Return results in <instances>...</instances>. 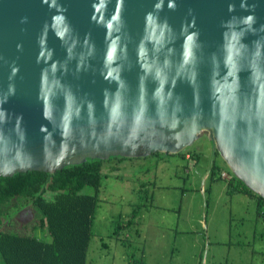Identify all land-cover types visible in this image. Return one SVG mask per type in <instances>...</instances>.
I'll return each mask as SVG.
<instances>
[{
	"label": "water",
	"instance_id": "water-1",
	"mask_svg": "<svg viewBox=\"0 0 264 264\" xmlns=\"http://www.w3.org/2000/svg\"><path fill=\"white\" fill-rule=\"evenodd\" d=\"M203 137L264 200V0H0V177Z\"/></svg>",
	"mask_w": 264,
	"mask_h": 264
},
{
	"label": "rangeland",
	"instance_id": "rangeland-1",
	"mask_svg": "<svg viewBox=\"0 0 264 264\" xmlns=\"http://www.w3.org/2000/svg\"><path fill=\"white\" fill-rule=\"evenodd\" d=\"M187 150L198 153L197 163L190 153L188 167L178 155L132 158L106 165L96 192L83 189L97 196L87 264H264V220L254 199L227 187L232 173L218 157L210 177L205 137ZM0 216L8 232L37 229L38 214L22 200Z\"/></svg>",
	"mask_w": 264,
	"mask_h": 264
},
{
	"label": "trees",
	"instance_id": "trees-1",
	"mask_svg": "<svg viewBox=\"0 0 264 264\" xmlns=\"http://www.w3.org/2000/svg\"><path fill=\"white\" fill-rule=\"evenodd\" d=\"M188 153L194 163L199 160L198 153L183 151L178 157L187 161V167ZM157 154L160 153L154 155ZM214 157L221 160L217 153ZM128 160L117 156L104 161L87 159L82 164L66 166L54 174L27 172L0 177V211L4 205L22 200L26 208H32L39 216L37 229L28 234L6 231L0 216V259L3 264H87L97 196L96 193L87 195L82 191L90 187L96 192L104 167L111 163L118 167ZM215 169L217 166L213 160L210 177ZM221 174L219 178L223 179ZM226 184L234 193L252 197L256 204V217L264 220L262 198L253 194L232 174Z\"/></svg>",
	"mask_w": 264,
	"mask_h": 264
},
{
	"label": "built area",
	"instance_id": "built-area-1",
	"mask_svg": "<svg viewBox=\"0 0 264 264\" xmlns=\"http://www.w3.org/2000/svg\"><path fill=\"white\" fill-rule=\"evenodd\" d=\"M187 158H188V156H187ZM221 176H222L223 178H227V174H224V173H223Z\"/></svg>",
	"mask_w": 264,
	"mask_h": 264
}]
</instances>
